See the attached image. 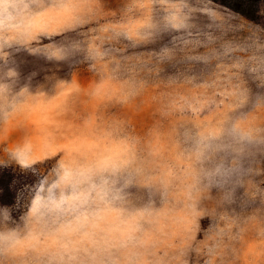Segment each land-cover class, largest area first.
Listing matches in <instances>:
<instances>
[{
  "label": "rangeland",
  "instance_id": "374dc122",
  "mask_svg": "<svg viewBox=\"0 0 264 264\" xmlns=\"http://www.w3.org/2000/svg\"><path fill=\"white\" fill-rule=\"evenodd\" d=\"M0 264H264V25L0 0Z\"/></svg>",
  "mask_w": 264,
  "mask_h": 264
},
{
  "label": "trees",
  "instance_id": "16d2710c",
  "mask_svg": "<svg viewBox=\"0 0 264 264\" xmlns=\"http://www.w3.org/2000/svg\"><path fill=\"white\" fill-rule=\"evenodd\" d=\"M248 19L264 25V0H219Z\"/></svg>",
  "mask_w": 264,
  "mask_h": 264
}]
</instances>
